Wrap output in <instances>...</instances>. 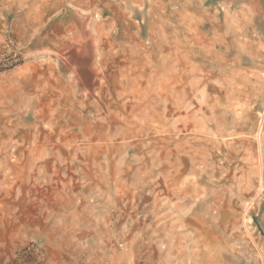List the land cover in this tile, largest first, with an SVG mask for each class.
<instances>
[{
    "label": "rangeland",
    "instance_id": "1",
    "mask_svg": "<svg viewBox=\"0 0 264 264\" xmlns=\"http://www.w3.org/2000/svg\"><path fill=\"white\" fill-rule=\"evenodd\" d=\"M0 264H264V0H0Z\"/></svg>",
    "mask_w": 264,
    "mask_h": 264
}]
</instances>
